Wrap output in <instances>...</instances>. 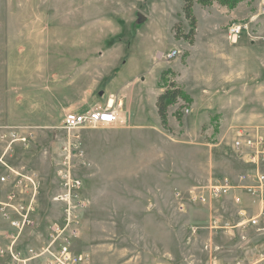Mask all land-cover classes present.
Listing matches in <instances>:
<instances>
[{"label":"rangeland","instance_id":"obj_1","mask_svg":"<svg viewBox=\"0 0 264 264\" xmlns=\"http://www.w3.org/2000/svg\"><path fill=\"white\" fill-rule=\"evenodd\" d=\"M183 7V0H0V155L9 142L2 137L6 124L30 127L20 128L28 138L15 141L5 161L41 180L38 227L25 240L43 238L62 215L55 197L69 144L66 115L105 108L113 98L123 121L77 130L71 140L69 168L82 179L88 205L75 249L91 252L92 264L248 262L264 250V230L238 226L244 216L235 197L251 205L244 192L206 205L188 194L198 183L237 181L247 169L233 125L264 123V87L254 86L264 64V0H252L240 19L222 14L214 22L230 41L252 40V89L242 87L248 84L242 70L233 101L202 96L224 86L195 45L198 25L202 32L209 27L194 14L188 37ZM233 24L245 27L230 39ZM194 46L200 52L189 59ZM174 49L178 56L161 58ZM171 82L192 86L195 97L170 106L166 128L156 100ZM214 216L229 227L211 228ZM9 227L0 216V245ZM0 264L11 263L0 254Z\"/></svg>","mask_w":264,"mask_h":264},{"label":"built area","instance_id":"obj_2","mask_svg":"<svg viewBox=\"0 0 264 264\" xmlns=\"http://www.w3.org/2000/svg\"><path fill=\"white\" fill-rule=\"evenodd\" d=\"M242 24H233L229 28V38L239 37L244 29ZM180 51L174 49L171 53H162L161 58L172 60ZM189 110L187 109V113ZM123 120L119 111L108 105L105 108H95L88 111L69 112L62 126L67 133L69 144L65 147L67 156L63 167L60 168L61 191L55 197L62 206L59 220L52 221L47 234L42 238L25 240L28 230L38 227V194L41 187L40 176L37 172H27L11 166L5 161V155L12 149L15 141H26L27 136L20 134V128L6 124L7 133L2 137L9 142L5 154L0 155V216L10 226L2 231L4 238L0 245V254L5 256L11 264H92V253L87 250H77L74 247L79 233V223L83 211L87 208V200L82 194L83 181L72 174L69 164L72 157V141L77 138L75 131L96 127L101 124H117ZM263 127H241L234 138V147L247 169L243 171L237 181L227 177L210 180L206 183L192 185L189 189L190 201L200 204H212L231 196L234 191L241 190L250 197L251 205L244 206L241 198L235 197L240 205L239 213L243 219L238 226H252L259 231L264 230V131ZM262 129V130H261ZM220 217H212L211 228H228L220 224ZM26 241V242H25ZM211 264H264V250L252 260L237 259L226 261L217 258Z\"/></svg>","mask_w":264,"mask_h":264},{"label":"crops","instance_id":"obj_3","mask_svg":"<svg viewBox=\"0 0 264 264\" xmlns=\"http://www.w3.org/2000/svg\"><path fill=\"white\" fill-rule=\"evenodd\" d=\"M252 0H243L235 8H229L227 5H223L218 1H213L208 6H203L198 3L194 4L193 12L197 17L198 23L202 20L206 22L209 27L208 30L200 31L199 25L196 32V44H200V51L194 46L191 50L189 59H196L197 54L199 52L206 56L205 58H201L202 61H211L214 62L213 65L217 66V76H218V85L221 84L222 92L217 93L216 90L203 92L202 96H206L208 99L214 97L215 95H224L229 100H235L238 97V93L241 91V83H242V70L245 71L244 81L248 82V84L243 85L242 87H247L249 90L252 89V57L251 50L252 49V40H250V45L243 43L244 41H230L228 39V35L225 32L217 31L215 29V20L217 17H220L222 14H226L229 19L236 20L241 18V12L250 5ZM217 16V17H216ZM251 47V48H250ZM199 51V52H198ZM207 55L209 58H207ZM241 55H248L245 60H242ZM216 58H215V57ZM214 57V58H213ZM210 66V64H207ZM212 66V64H211ZM257 70L261 71L259 75L260 79L254 83L255 87H264V84L260 82H264V64L257 68ZM258 77V76H257ZM222 79V80H220ZM178 82V81H177ZM179 83V82H178ZM180 84V83H179ZM182 85V84H181ZM190 97L194 99V90L192 86L188 88L187 86H180ZM163 89V87H159V91ZM192 99V100H193ZM210 100V99H209ZM111 105V103H110ZM113 105V104H112ZM170 108V107H169ZM169 112V110H168ZM120 115V114H119ZM241 125V126H240ZM233 126L241 127H264V123H244V124H235ZM236 127V128H238Z\"/></svg>","mask_w":264,"mask_h":264},{"label":"trees","instance_id":"obj_4","mask_svg":"<svg viewBox=\"0 0 264 264\" xmlns=\"http://www.w3.org/2000/svg\"><path fill=\"white\" fill-rule=\"evenodd\" d=\"M184 1V13L188 19L191 21V32L192 36L196 29V17L193 12V0H183ZM202 5H210L213 1H218L223 5H227L231 8H234L243 0H198ZM179 99H186L191 101V97L175 82H171L165 90L158 95L156 100V106L158 109V114L160 116L161 122L164 127H168V110L169 107L175 104Z\"/></svg>","mask_w":264,"mask_h":264},{"label":"bare ground","instance_id":"obj_5","mask_svg":"<svg viewBox=\"0 0 264 264\" xmlns=\"http://www.w3.org/2000/svg\"><path fill=\"white\" fill-rule=\"evenodd\" d=\"M113 101H114V100H113V98H112V99L110 100V103L113 104Z\"/></svg>","mask_w":264,"mask_h":264}]
</instances>
